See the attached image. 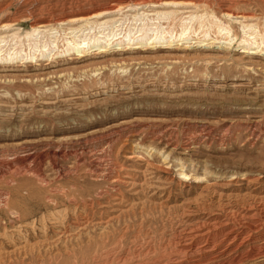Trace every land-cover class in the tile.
<instances>
[{"label": "rangeland", "instance_id": "obj_1", "mask_svg": "<svg viewBox=\"0 0 264 264\" xmlns=\"http://www.w3.org/2000/svg\"><path fill=\"white\" fill-rule=\"evenodd\" d=\"M202 1L172 19L122 8L132 0H0V264H212L207 224L264 203V136L251 135L255 122L264 129V45L240 28L232 42L197 43L220 38L209 16L221 20L219 3L262 31L264 0ZM104 6L114 12L67 21ZM113 34L102 51H67ZM152 34L165 43L113 45Z\"/></svg>", "mask_w": 264, "mask_h": 264}, {"label": "bare ground", "instance_id": "obj_2", "mask_svg": "<svg viewBox=\"0 0 264 264\" xmlns=\"http://www.w3.org/2000/svg\"><path fill=\"white\" fill-rule=\"evenodd\" d=\"M132 1H133L134 5L133 4L132 5L127 4V6H122V8L128 7V6L129 7L130 6H136L138 4H141L142 7L148 6V7H152V8H156V9L159 8L161 11L156 10L155 11L156 15H160L162 17H170L172 19L175 18L176 16H178V14H180V13L182 14V13L188 12V11H184V9H186V8H198L201 6L200 4H202V2H203L202 0H132ZM234 3L237 4L238 2H234ZM114 7H116V9L114 11H118L121 8L120 4L115 5ZM114 7H105V6L100 7V8L96 7L95 8L96 10L93 13L91 12L90 14H81V15L69 17L67 21L68 22H74V23H80V22L85 21L87 23L91 19L102 18L108 14L113 13L114 11L111 9H114ZM162 9H168V11H162ZM217 9L219 11V14L221 16L222 21L220 19H218L213 13L209 14V16L212 19L213 28L216 29L215 33L220 35V38H218V36L212 38V37H210V34L205 31L201 36L202 39L198 38L197 43L203 44V42H205V44H206V43H208L207 41L211 40V39H223L225 41L232 42L233 40L237 39V33H236L235 28H240V30L242 31V33L244 35L243 40H242V41H244V43L248 42L249 45L256 44V45H254L255 47H252L254 49L260 48V46L264 45V29H262V31L258 30L256 32L255 31L250 32V30L253 27L251 25L246 24L248 16H246L244 14V12L237 11L232 5L223 4V3H219L217 5ZM237 9H239V8H237ZM151 10L154 11L155 9H151ZM105 21L106 20L102 21L101 23H103ZM46 26L47 25H44L43 23H39L36 26V29H40V28L42 29V28H45ZM209 26H210V24H209ZM1 27L2 28H5V27L9 28L10 24L5 23ZM156 27H158V26H156ZM31 29H32V31H35V27H32ZM139 30H141V29H139ZM183 31L184 32L179 34L180 38H178V40H181V42L183 41V43L191 42V40L193 39V36H190V33L193 34L194 31H189L188 33H186L185 31H188V27L187 28L185 27V29ZM30 33L31 32H26V35H29ZM141 34H140V36H141ZM160 34H162V33H160ZM160 34H158V36L156 34H152L151 36L155 35L152 38L153 40L150 37V39L152 41H149V38H146V37H140L139 38V36L135 37L136 36L135 35L132 38L129 35L128 38L126 37L127 39L125 38L124 40H117L115 42V44H113V45L119 46V48H123V47H128V45H132V44H138L137 46H140V47L146 46L149 43L150 44L155 43V45L156 44H164L166 41L165 37L161 36ZM111 35L112 34H110L109 36H111ZM197 35L199 36V34H197ZM114 36H115V34H113V36L110 40L107 39V36H104V37H102L103 38L102 40L98 39V40H96V42H97L96 44L90 45V46L88 43H85L86 41H84L82 39H81L82 41H79V42L70 41V42H67L68 43V50L67 51H68V53L74 52L75 56L82 54L86 50L87 47H89V48L92 47L97 51H102V50H104V48H106L107 46H109L110 44L113 43L111 41H112ZM54 38H55V36H54ZM116 39H119V37L115 38L114 41ZM1 41H2V39L0 38V43H1ZM50 44L53 45L54 43H50ZM249 45L245 46L246 49L250 48V47H247ZM53 47H57V46L54 44ZM42 48H44V47H42ZM39 52H41L39 54L41 57H45V56H48L51 51L48 53L46 52L47 54H44L42 52V50H40ZM0 53H2V51ZM12 53H14V52H12ZM17 53H19V52H17ZM8 54L10 55V53H8ZM2 56H3V54H2ZM13 57L14 56H12V58ZM37 57H39V56H32L31 58H37ZM10 59H11V56H10ZM119 127H120V125L118 127H115V126L112 127L111 126L108 129H104V131H114L116 128H119ZM251 130H252L251 135H255L256 137H258L260 134H263V136H264V129H262V127L256 122H255L253 129H251ZM205 132L204 133L206 134V136H209L211 133V130L208 129ZM250 137H252V136H250ZM19 147L21 149L22 148H24V149L28 148V150L32 149L34 151L41 149V151L43 153H48L51 149H53L54 146L50 143H43V142L29 143V142H26V143H20ZM54 148L60 149L61 144L56 145V147H54ZM30 152H29V154H30ZM29 154H26L25 157L29 158L30 157ZM21 160L22 159H20V161ZM96 160H98V159H96ZM96 168H98V167H96ZM33 169H34V167H33ZM100 172H101V170H100ZM184 176H186V174H184ZM247 198H248V196H247ZM252 199H253L252 203L247 204L246 207H243L241 210H235V209L229 208V207L225 208L224 212H226V213H225L224 217L226 220H224V221H222L223 219L221 221L215 220L216 223H215V225H213L214 227L209 225V223L211 221L209 223L207 222L208 224L207 223H205V224L200 223L201 225H203V227L206 224L208 225L207 230L204 229L205 231L200 233V237L204 238V240L206 242V245L203 248H201V247L200 248H201L202 252H206L208 254H209V252L215 253L213 256L212 264H247L250 261H254V260L264 258V203L262 201L263 198H259V196H257V197H253ZM247 203H248V201H247ZM216 219H218V218H216ZM199 227H202V226H199ZM197 230H198V227H197ZM196 234H198V233H196ZM193 236H195V235H193ZM216 238H218L217 242L215 241ZM188 240H189V238H188ZM186 242H187V240H186ZM198 246H200V245L198 244ZM181 248L183 250V253L190 254L193 252L194 242L192 241L189 243H184L183 245H181ZM196 248L198 249L199 247H196ZM196 252H194V253H196Z\"/></svg>", "mask_w": 264, "mask_h": 264}]
</instances>
